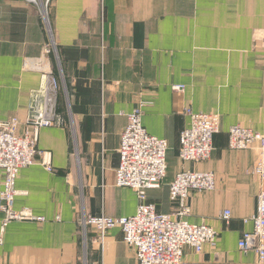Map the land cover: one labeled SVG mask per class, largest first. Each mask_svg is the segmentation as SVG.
<instances>
[{"label": "crops", "instance_id": "crops-1", "mask_svg": "<svg viewBox=\"0 0 264 264\" xmlns=\"http://www.w3.org/2000/svg\"><path fill=\"white\" fill-rule=\"evenodd\" d=\"M46 12L28 0H0V121L27 118L42 71L62 73L68 89L59 102L65 124L39 133L54 170L37 162L17 178L15 209L46 220H14L1 233L0 208V264H139L119 227L101 240L80 219L136 212L137 193L116 184V170L126 113L140 103L147 131L169 143L167 175L148 191L159 212L173 209L169 185L178 172L216 176L215 189L191 192L187 219L213 226L217 242L201 253L186 247L184 261L256 264L258 254L238 242L257 210L252 169L260 155L230 149L228 130L264 133V0H51ZM187 108L221 117L208 159L179 157Z\"/></svg>", "mask_w": 264, "mask_h": 264}, {"label": "built area", "instance_id": "built-area-1", "mask_svg": "<svg viewBox=\"0 0 264 264\" xmlns=\"http://www.w3.org/2000/svg\"><path fill=\"white\" fill-rule=\"evenodd\" d=\"M29 1L41 5L45 14L51 0L42 3ZM46 51L52 52L51 44H47ZM173 89L182 90L184 85L174 84ZM63 93L68 96L62 73L59 76L53 70L42 71L39 86L30 92L27 118L21 120L13 116L0 121V170L3 174L0 190L1 233L14 220H46L30 209H15L16 185L21 169L37 162L50 171L54 170L52 153L39 149L38 139L42 128L65 124L63 113L59 110ZM143 106L144 103H140L126 113L128 122L122 133L120 164L116 170V184L130 187L137 193L136 212L119 217L104 213L83 215L80 225L83 229L88 225L94 226L101 240L110 229L119 227L123 241L134 249L139 264H187L184 261L186 247L201 253L206 244L215 245L217 242L218 232L213 226L187 219L191 192L215 189L216 176L212 171L178 172L169 185L173 209L169 213L159 212L156 204L149 201L148 191L159 188L167 175L169 143L167 139L147 131L142 121ZM185 111L191 120L180 134L179 157L184 161L208 159L214 148V136L220 131V115L216 112H194L190 108ZM228 135L230 149L255 147L259 151V159L252 169L260 180L257 210L248 219L252 227L242 232L238 244L244 252L255 251L258 254L257 264H264V133L235 124L229 128ZM221 216L228 221L231 211L225 210Z\"/></svg>", "mask_w": 264, "mask_h": 264}, {"label": "rangeland", "instance_id": "rangeland-1", "mask_svg": "<svg viewBox=\"0 0 264 264\" xmlns=\"http://www.w3.org/2000/svg\"><path fill=\"white\" fill-rule=\"evenodd\" d=\"M29 1V0H28ZM38 1V3H40V1H41V3H42V1H44V0H37ZM30 2H32V1H30ZM51 2V1H50ZM49 2V3H50ZM34 3V2H33ZM47 12L45 11V14H46ZM262 40H263V42H264V30H263V32H262ZM59 64H60V62H59ZM67 86V85H66ZM68 90V89H67ZM221 118V117H220ZM243 126V125H242ZM258 263V262H257ZM256 263V264H257Z\"/></svg>", "mask_w": 264, "mask_h": 264}]
</instances>
